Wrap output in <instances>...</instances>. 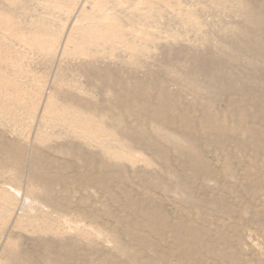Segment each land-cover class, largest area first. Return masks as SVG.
<instances>
[{
    "label": "rangeland",
    "instance_id": "rangeland-1",
    "mask_svg": "<svg viewBox=\"0 0 264 264\" xmlns=\"http://www.w3.org/2000/svg\"><path fill=\"white\" fill-rule=\"evenodd\" d=\"M251 4L253 0H0V264L5 261L10 240L17 250L27 247L17 239L19 234L30 238L78 237L102 253V261L91 258L90 264H264V150L258 157L252 148L228 153L231 145L238 143L228 142L225 148L220 137H239L230 130L236 120L204 123L214 127L213 131L198 135L194 152H180L174 150V144L155 138L152 142L140 132L130 136L126 125L133 122L131 117L119 125L101 112L95 114L100 126L83 122L87 137H75L72 127L65 128L58 121L67 119L74 126L81 120L56 106L71 101L79 106L73 109L77 113L100 106L113 112L111 104L124 113L132 111L123 96L104 91L111 83L118 87L121 75H131L164 81L185 103L194 102V108L202 111L204 102L188 86L186 75L193 74L190 71L199 53L234 61L228 41L236 38L244 9ZM239 62L252 75L264 70V61L254 65L242 55ZM194 74L197 80L203 79ZM159 92L152 89L156 97ZM226 105L223 100L219 108ZM51 106L55 107L56 123L47 117ZM208 110L217 115L215 107ZM98 126L104 128V134L108 131V136ZM183 126L189 128L187 123ZM215 126L229 130L222 135ZM203 127L200 125L199 131ZM67 138L85 144L92 152H101L118 170L122 167L125 181L133 180L135 199H140L141 187L148 186L151 196L165 203L171 225L192 222L194 228L186 232L190 244L177 247L173 232L160 238L148 228L118 236L113 228H119L120 222L111 215L126 212L109 202L99 185L81 186L90 182L89 171L51 174L55 179L51 187L39 177L34 179L31 163L35 148L38 152L50 150L49 160L66 163L72 159L69 146L63 144ZM11 140L25 146L21 165L16 164V151L7 145ZM96 140L112 148L109 154L95 144ZM120 141L130 144L126 147L130 151L118 146ZM252 143L249 139L250 147ZM55 146L65 152L54 151ZM116 149L121 152L115 153ZM60 165L56 162L58 168ZM45 170L40 168L37 173L42 176ZM138 204L136 209L141 207ZM178 210L179 220L174 216ZM140 218L145 226L143 215ZM179 254H187L182 262Z\"/></svg>",
    "mask_w": 264,
    "mask_h": 264
},
{
    "label": "bare ground",
    "instance_id": "bare-ground-1",
    "mask_svg": "<svg viewBox=\"0 0 264 264\" xmlns=\"http://www.w3.org/2000/svg\"><path fill=\"white\" fill-rule=\"evenodd\" d=\"M244 10H246V12L244 13L243 23H240L241 26L236 31V38L233 40L230 39L231 41H228V43L231 44L229 48L233 51L234 55V57L231 59L234 61L228 62L223 57L218 58V56L212 53H199L196 55V58H194V69H192L193 71L190 72H193V74L198 73L202 75L203 79L197 80L194 78V76H192L193 74L186 75L187 80H190L187 82L188 86L192 89L195 95L200 97L201 101L204 102L203 106L205 107L201 108L202 111L194 108L196 106L194 102V104L188 102L185 103L183 98L176 95L174 91H171L166 86L164 81L148 80L131 75H121L117 83L118 87L115 83H111L106 85L104 91L107 90L110 93H114L118 97L123 96V101L130 104L132 111H129L128 109L129 112L124 113L114 104H111L112 107L114 106L116 108V110L115 108L113 109V112H107L108 110L104 111L103 108H100L103 106H100L89 109L88 111L82 110L81 112L77 113L73 109L79 106L74 105L71 103V101H63L60 104L55 103L57 109L62 113H68L69 116L75 114V119L81 121L79 124H73L74 126L69 125V123L66 122L67 119L58 121V124L61 123L65 126V128L72 127L71 133H73L75 137L84 138L87 137L88 133L84 128L85 125L83 122L86 123V121H88L89 123H97L99 125V120H97L98 118L95 117L97 112H101V115L111 118V120L116 121L114 124L118 123L119 125L122 123L124 124L125 118L128 116L133 119L132 123L126 125L130 136H136L140 132L144 136H147L149 139H151L152 142L153 138H155L159 141L174 144L175 151L194 152L195 149H197L196 145H198L195 142L199 141L196 140L198 135L201 133L207 134L208 131H213L214 127H205L204 123L217 122V124H220L229 122L231 120H236L235 125L232 126L230 130L239 133V137L237 139H234L232 136L220 137L222 146L226 148L228 142L236 140V143L238 144L231 145V148L229 149L230 152L228 153H235L241 149L246 150L252 148L254 155L258 157L259 152L264 150V146L261 145L262 140L264 139V70L259 72L257 71L259 73L257 75H252L248 70H244V68L241 66V62L238 63V60L240 59V56L245 55L251 59L252 64L254 65L259 64L260 61H264V1L257 2V0H253V4L248 5ZM110 22L111 21H109L108 25ZM191 77H193V79ZM154 88H158L160 90L157 97L152 93V89ZM204 88L206 89L205 92ZM223 100L226 101L227 105L221 109L219 106ZM106 102L107 101L103 103L106 104ZM78 105L83 106V103H78ZM210 106L215 107L218 110L216 116H213L208 110ZM152 108L154 109L152 110ZM52 111H55L54 106H51V111L47 112V117L56 123V113H52ZM116 111L118 115L116 114ZM250 111H252V113H250ZM102 119L103 118H101V120ZM175 123L178 125L174 126ZM185 123L189 125V128H184L183 124L185 125ZM200 125L204 126L201 128L202 131H199ZM215 128L218 129V133H221L222 135L225 134L227 130H229H225V128L228 127L223 126H215ZM103 129V127L99 129L101 130V133L105 131ZM107 132L108 131H106L107 135L104 134V132L103 134L108 136ZM71 135L72 134H70V136ZM91 135L93 134L91 133ZM114 136L115 135L111 136V138ZM249 139L250 142H253L252 144H254V146L252 145V147H250L251 145H248ZM15 142V140H11L9 143H7V145L10 146V150L16 151L18 157L16 164L21 165L26 153L24 148L25 146H20L19 143L16 144ZM125 143L126 142L118 143V146L122 147V149L124 147L126 149L127 146L130 147V144H127L126 146ZM129 143H131V141ZM63 144L69 146V150L67 152L70 153V157H72V159L66 163L63 161L62 163L59 159H54L55 161H51L48 159L52 153L50 150H47L46 152H38L39 149L35 148L31 163L34 179L41 178L44 180V182H46L47 185L51 187L50 184L55 180L50 178L51 174L64 173L66 170H73L78 174H84L89 171L91 173L89 174L90 182L88 181L86 184L83 183L81 186L91 185L90 183L99 185L103 192L108 194L109 202H112L113 204L115 203L118 209H122L126 212L123 216L120 213L111 215L114 217V220H118L120 222L119 228H113V231H115L118 236L121 234V232L123 234L125 233L129 235L131 231H141L144 228H148L150 231L155 232L160 238H164V235L167 232H173L174 236H176V241L174 243H176L177 247H180L179 245L181 244L183 246H188L190 244L191 239L188 237L189 234L186 232H191L192 228H194V224L192 222L186 221L177 223L176 226L171 225L169 220H171L172 217L171 215L167 214L168 212L165 209V203L162 204L160 201L154 199L151 196V190L147 188L148 186L141 187L142 189L140 199H135L136 191L132 185L133 183L131 182L133 180L125 181V176L121 169L122 167L118 170L117 165L114 162H111L110 160H107L105 157L101 156V152H92L85 144L78 143L72 138H67ZM95 144L101 145L103 149L105 148L104 150H106L108 154L111 151L110 149H112L104 143H99L97 140ZM150 147L151 146H147L146 148L150 149ZM116 150L115 153L121 152V150ZM126 150L130 151L128 149ZM54 151L59 153L65 152L62 147H56ZM112 153H114L113 150ZM116 156L117 155H115V157ZM126 158L128 157L126 156ZM77 160L81 161V163H78ZM56 162L58 164L61 163L59 168L56 166ZM40 168L46 169L42 176L37 173V170ZM230 169L229 171H231ZM113 188H117L122 192L127 203L122 202L123 200H121L118 193H116ZM135 200H139L141 204L140 208H135L136 206H139V202H134ZM189 207L191 208L192 205L190 204ZM179 212V210L176 211V215H174L177 220H179L181 216ZM140 215H143V218L146 222L145 226L144 223H141L142 219L140 218ZM156 221L162 222V226H158ZM35 224V221H32V225ZM78 236H80V234ZM17 239L23 241L27 247H25L24 250H17L14 247L15 242L13 239L10 240L9 245L4 251L5 261L3 264H90L91 258H97L99 261H102V253L98 251L97 246H88L84 243H81L78 237L68 239L30 238L19 234ZM132 244L135 245V243H131V245ZM118 250L120 252V249ZM160 250H162V248ZM91 254L94 256L91 257ZM174 255L176 257V254ZM186 255L187 254H179L178 261L182 262L185 260L184 256ZM134 259L135 258H133V260ZM74 260L78 261L74 262ZM134 261L133 263H135Z\"/></svg>",
    "mask_w": 264,
    "mask_h": 264
}]
</instances>
